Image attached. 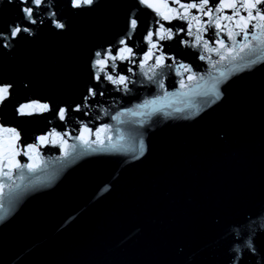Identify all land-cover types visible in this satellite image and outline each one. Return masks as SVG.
I'll return each instance as SVG.
<instances>
[{
    "label": "water",
    "instance_id": "obj_1",
    "mask_svg": "<svg viewBox=\"0 0 264 264\" xmlns=\"http://www.w3.org/2000/svg\"><path fill=\"white\" fill-rule=\"evenodd\" d=\"M148 2L0 0V264H264V21Z\"/></svg>",
    "mask_w": 264,
    "mask_h": 264
},
{
    "label": "snow or ice",
    "instance_id": "obj_2",
    "mask_svg": "<svg viewBox=\"0 0 264 264\" xmlns=\"http://www.w3.org/2000/svg\"><path fill=\"white\" fill-rule=\"evenodd\" d=\"M94 0H71V4L74 8H80L84 5H91L93 4ZM141 3L147 4L148 7H153V5L151 3L148 2V0H140ZM174 3H177L180 5V8H183L185 10L189 9V8H197L199 7L201 10H203L205 8V6L209 5L210 0H201L200 4L197 5L196 3H189V4H183L180 3V0H173ZM20 3L23 5L22 7V11L24 13V19L30 23V24H36L37 23V19H36V15L37 12L39 11V9L41 7H43L45 5V0H20ZM219 5L223 6V7H228V8H232V9H236L237 7L239 8H243L247 10V18H245L244 16H241L240 13L238 11H233L231 16H227L225 17V19H232V16H238L239 17V21H243V24L237 22V27H240L243 34H244V39L247 40L248 38V31H247V26L250 24L251 21L255 20L257 17H259L260 21H264V9H260L257 10V6L258 5H264V0H241V2L237 5L236 2H227V0H219ZM218 6L216 8V11L219 12L221 11V7ZM253 11H255V15H253ZM212 12V8H208L207 11L205 12V15H210ZM56 14L55 12L51 13V19L52 22L55 24V27L63 29L65 27V25L63 23H61L59 20H57L56 18ZM165 19H168V17H164ZM182 19L184 17H181ZM195 18V17H194ZM220 17H217V20H219ZM41 23H43V21H40ZM137 27V19L132 17L130 18V30H135ZM217 28H221V25L219 23L216 24ZM252 28H260L262 30H264V23L261 24H254L251 25ZM221 30H223L221 28ZM31 29L29 27L26 26H21V25H15L12 26L10 29V32L8 34H4V33H0V40L3 41H7V40H11V39H15L17 38L21 33H28L31 34ZM232 33L229 32L228 33V39H232ZM151 36L152 33H149V40H151ZM199 39V37H198ZM253 39H256L255 35H253ZM222 46H223V41H220ZM121 44L125 45V48L120 50V51H127L130 55L132 54V49L128 48L126 45V41L125 40H121L120 41ZM3 46L7 47L9 46L7 43H4ZM205 46H207V43L205 44ZM97 57H99V59L96 60V64L97 65H104L106 63V60L103 58L102 54L100 52H97L95 54ZM104 55H106L109 59L115 61V59L117 58L116 56H113L111 54V52H107ZM117 55L119 56V52L117 53ZM120 59H125L124 56H119ZM203 58V57H201ZM101 71H103V68L100 69ZM96 80H100L101 77L97 74L96 75ZM106 79L111 80L113 83H117L116 80H113L112 75H106L105 76ZM124 77H120L119 82H123L124 81ZM9 91V87L8 86H0V102L3 101L4 97L7 95ZM89 97L95 96L96 92L93 89H89ZM42 108L47 109L48 105H41ZM77 110H79V107H77ZM68 110L65 108H61L59 109V116L60 119L63 120L65 119V114ZM14 132V130H11ZM41 140H44V137L40 138ZM22 167H28V165H23Z\"/></svg>",
    "mask_w": 264,
    "mask_h": 264
}]
</instances>
